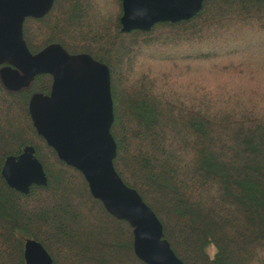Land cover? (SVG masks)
I'll return each mask as SVG.
<instances>
[{"label": "trees", "instance_id": "trees-1", "mask_svg": "<svg viewBox=\"0 0 264 264\" xmlns=\"http://www.w3.org/2000/svg\"><path fill=\"white\" fill-rule=\"evenodd\" d=\"M121 14V0H53L23 39L31 54L57 44L107 66L114 170L183 264H264V0H203L192 19L149 32L121 33ZM51 84L0 80V264H25L26 240L52 264H144L131 227L36 133L28 104ZM28 146L47 183L23 195L1 171Z\"/></svg>", "mask_w": 264, "mask_h": 264}, {"label": "water", "instance_id": "water-1", "mask_svg": "<svg viewBox=\"0 0 264 264\" xmlns=\"http://www.w3.org/2000/svg\"><path fill=\"white\" fill-rule=\"evenodd\" d=\"M53 0H0V80L10 91L27 88L40 75L52 78L48 95L35 94L28 104L33 127L58 159L78 171L91 196L107 213L132 229L133 249L144 264H183L163 237L155 214L114 170L116 144L110 133L113 106L110 73L89 55H70L53 44L31 54L23 39L26 19L49 13ZM203 0H121L120 32H149L156 24L195 17ZM33 146L7 157L1 175L8 187L26 195L47 178ZM25 264H52L41 244L26 240Z\"/></svg>", "mask_w": 264, "mask_h": 264}, {"label": "rangeland", "instance_id": "rangeland-1", "mask_svg": "<svg viewBox=\"0 0 264 264\" xmlns=\"http://www.w3.org/2000/svg\"><path fill=\"white\" fill-rule=\"evenodd\" d=\"M244 49V47H242V46H239V48H237V50H239V51H241V50H243ZM245 50H246V48H245ZM246 52V51H245ZM143 55H145V56H151L152 54L154 55V54H156V55H158L159 53L157 52V51H155V49L154 48H152V49H148V50H144L143 52ZM217 77V76H216ZM224 80V79H223Z\"/></svg>", "mask_w": 264, "mask_h": 264}]
</instances>
